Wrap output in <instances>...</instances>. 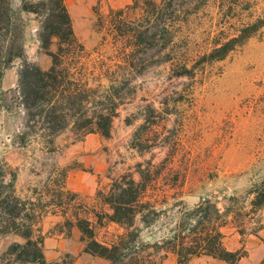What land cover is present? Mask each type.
I'll use <instances>...</instances> for the list:
<instances>
[{"label": "rangeland", "instance_id": "1", "mask_svg": "<svg viewBox=\"0 0 264 264\" xmlns=\"http://www.w3.org/2000/svg\"><path fill=\"white\" fill-rule=\"evenodd\" d=\"M35 4L40 0H25ZM135 1L132 0L131 6ZM23 0H11L20 10ZM159 3L160 0L154 1ZM77 40L92 50L100 41L98 20L109 10L100 0H64ZM237 21L224 19L214 8L190 18L181 31L180 43L192 74L176 77L167 66H152L132 82L108 136L91 133L75 140L69 133L55 139V152L40 153L33 142L22 146L18 133L23 108L17 92L16 60L0 80V163L17 175L16 194L34 203L36 230L45 236L44 256L56 264H99L84 253L80 231L64 225L65 219L87 220L96 239L106 242L119 235L116 226L95 215L101 211L96 193L107 191L113 180L140 173H179L182 181L159 178L151 184L168 195L164 209H171L170 196L182 193L191 207L210 200L221 210L237 198L238 209L248 211L246 193L264 182V0H253ZM24 59L46 70L50 57L39 49L37 31L41 19L21 13ZM134 19L135 15L130 14ZM226 29V35L221 30ZM248 36L223 60L209 62L212 43L237 31ZM52 51L55 50L53 45ZM64 188H62L63 174ZM103 212H108L103 208ZM246 235L228 231L224 242L230 251L243 249L237 264H257L264 256V209L252 215ZM152 229L158 236L170 227ZM163 228V229H162ZM162 229V230H161ZM160 231V232H159ZM143 239L151 240L147 231ZM14 238H0V264H14L6 256ZM60 247H63L62 250ZM105 264H108L106 261ZM164 264H176L171 256ZM188 264H226L198 257Z\"/></svg>", "mask_w": 264, "mask_h": 264}, {"label": "trees", "instance_id": "2", "mask_svg": "<svg viewBox=\"0 0 264 264\" xmlns=\"http://www.w3.org/2000/svg\"><path fill=\"white\" fill-rule=\"evenodd\" d=\"M253 0H151L135 1L123 9H110L98 20L99 43L87 50L76 38L64 0L22 2L20 10L11 0H0V80L16 60L22 61L17 74V92L23 108L18 133L22 146L35 142L40 153L55 152V139L69 133L81 140L91 133L108 136L119 108L130 92L132 82L148 68L167 66L176 77L192 74L194 67L178 48L181 31L207 8H214L224 19L237 21L248 12ZM41 19L37 31L39 49L50 57L43 70L24 59L20 26L21 13ZM130 14L135 18L131 19ZM226 35V29L221 30ZM246 30L213 41L212 50L203 55L209 62L223 60L242 40ZM55 50L52 51V46ZM63 174L62 188H64ZM180 182L179 173H140L138 181L126 175L112 181L107 191L96 193L101 206L95 218L105 220L121 231L108 243L99 242L89 221L65 219L69 229L76 227L84 242V253L108 264H164L169 256L176 264H188L198 257H210L226 264H237L245 257L243 249L225 247L229 230L243 237L248 219L264 209V182L246 193L248 211L238 209L231 198L224 210L210 200L188 207L182 193L170 196L151 184L159 178ZM17 175L0 163V238H14L6 256L14 264H56L44 256V240L38 230L34 203L16 194ZM107 208V213L103 208ZM171 228L158 236L152 229ZM163 229V228H162ZM161 229V230H162ZM151 240L143 239V233ZM160 232V231H159ZM257 264H264V256Z\"/></svg>", "mask_w": 264, "mask_h": 264}, {"label": "crops", "instance_id": "3", "mask_svg": "<svg viewBox=\"0 0 264 264\" xmlns=\"http://www.w3.org/2000/svg\"><path fill=\"white\" fill-rule=\"evenodd\" d=\"M151 1H158V0H151ZM132 2V0H100V3L102 5H104L106 8H108V6L112 9H117V8H122L126 5H129ZM59 248H61L62 250H64L63 247H60L61 245H59ZM171 256H169L168 258H170ZM99 262V264H105L104 260L102 259H98V258H94V262ZM221 262V261H219Z\"/></svg>", "mask_w": 264, "mask_h": 264}]
</instances>
